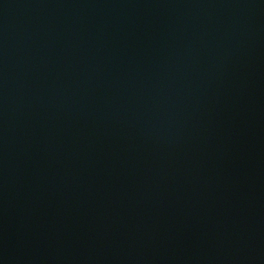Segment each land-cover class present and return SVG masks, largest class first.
<instances>
[{"label":"water","instance_id":"water-1","mask_svg":"<svg viewBox=\"0 0 264 264\" xmlns=\"http://www.w3.org/2000/svg\"><path fill=\"white\" fill-rule=\"evenodd\" d=\"M0 264H264V0H0Z\"/></svg>","mask_w":264,"mask_h":264}]
</instances>
